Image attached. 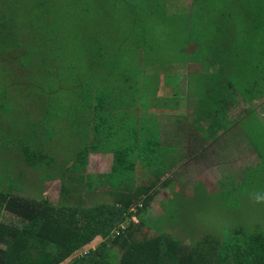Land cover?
Masks as SVG:
<instances>
[{"label":"trees","instance_id":"16d2710c","mask_svg":"<svg viewBox=\"0 0 264 264\" xmlns=\"http://www.w3.org/2000/svg\"><path fill=\"white\" fill-rule=\"evenodd\" d=\"M173 1L0 0V75L15 74V80L18 79L8 87V93L14 86L25 85L24 78L33 73V61L37 57H48L51 64L55 63L63 56H49L59 48L68 58L70 47L64 44V39L73 36L62 28L68 24L63 19L69 12L75 13L80 53L78 110L69 117L78 118V128L84 123L81 118H86L89 113L98 117L97 125L107 122L108 131L111 130L119 145V148L109 150L114 152L112 173L122 171L133 175L139 144L137 138L131 137L137 131L140 114L146 113L148 95L157 91L155 79L159 74L155 71L159 69L155 65L161 64L166 67L161 70L168 71L173 60L180 63L187 59L204 60L203 66L207 70L216 62L218 67L212 70L216 73L212 77L216 79L224 74L223 87L233 89L236 85L239 92L251 100L264 96L259 83L264 79V30L259 25L260 17L264 16V0H191L194 6L190 12L176 14ZM112 27L126 32L127 38L134 33L132 38L136 40H117L120 38L108 32ZM122 43L133 45L130 48L136 54L135 61L123 64L120 56L123 48L117 46ZM82 59L93 64L92 73L79 68ZM4 64L12 67L5 69ZM234 65L239 79L230 82ZM55 67L52 66V70ZM121 76L124 80L119 79ZM132 79L136 82L132 83ZM116 82L120 83L119 88L113 87ZM60 85L47 82L48 92L40 96L37 103L40 109L23 100L20 107L41 112L37 118L38 112L33 113L38 121H34L32 115L30 117L35 129L26 139L24 148L26 163L36 170L42 169L37 159L41 163L42 159L48 158L51 154L48 149L55 143L53 138L59 130H64L62 123L59 127L58 121H63L60 115L53 117L52 125L50 120L53 102L49 101L54 99L51 92ZM214 86L218 89L216 84ZM123 87L128 90L121 91ZM141 92L145 108L142 111L131 107ZM107 105L110 109L124 105L127 117L112 116L102 121ZM222 115H225V107L220 109ZM239 117L240 122L245 115ZM236 119L233 116V120ZM131 127H134V133L129 130ZM123 128L126 129L125 141L117 137ZM93 150H98L95 142L81 148L76 157L69 158L72 164L69 162L66 166V174L70 181L62 183L63 200L59 204L44 197L34 199L21 193L0 191V264H264L262 234H248L234 240L205 235L187 245L181 238L187 239L191 234L188 231L179 228L176 236L171 235L172 229L168 226L178 225L182 213H179L181 208L172 211L170 205L188 203L189 196L178 194L176 187L174 194H178L177 197H172L171 203L161 205L164 212L152 214L151 205L158 192L160 175L149 178L147 184L126 187L130 190L120 195H110L107 203L89 206L86 198L90 191H80L78 177H90L86 173ZM142 150L151 161L154 152ZM252 150L257 158V150L253 147ZM124 159L130 160V165L124 163ZM165 180L167 184H175L170 178ZM194 186L202 185L197 182ZM84 193L89 194L78 195ZM74 201L78 204L71 205ZM6 214L16 218L18 224L6 223L3 220ZM97 238L103 240L101 246L85 254L84 249Z\"/></svg>","mask_w":264,"mask_h":264},{"label":"rangeland","instance_id":"374dc122","mask_svg":"<svg viewBox=\"0 0 264 264\" xmlns=\"http://www.w3.org/2000/svg\"><path fill=\"white\" fill-rule=\"evenodd\" d=\"M172 4L175 11L174 14L185 13V11L190 12L194 6L191 0H175ZM260 18L261 22L259 25L264 30V16ZM63 20L68 22V24H64L67 27L62 28L64 31L72 33L73 36H71L72 38L66 36L64 39V44L66 43L70 47L67 54L68 58L64 57L62 50L59 48L53 56H49V58L56 55L63 56L55 63L51 64L48 57H37L33 61V73L29 78H24L23 82H25V85L14 86L9 93L8 87H12V82L18 80H15L17 76L7 73L0 75V191H10L15 194L21 193L20 195L34 199H42L44 197L50 199L53 204H59L63 200L61 198L62 183L70 181L69 176L66 174V166L69 162L72 164L69 160L71 156L74 155L76 157L81 148L92 142L96 143L99 151L104 152L101 154L107 153L108 150L119 148L116 139L111 135V130L102 131V124H100L99 134H90V131L97 125L98 117L88 120L87 115L86 118L83 116L81 121L84 123L80 128H78V118L72 119L69 117L75 110H78V59L80 58V53L78 35L76 34L78 32L77 15L69 12ZM108 32L120 38L117 40H136L132 38L135 37L134 33L130 34L132 37L127 38L126 32L116 27H112ZM107 34L109 35V33ZM117 46H122L123 48L122 51L119 50L123 64L131 63L137 59L135 52L130 48L133 45L122 43ZM109 61L113 63L112 59H109ZM52 66L56 67L52 70ZM92 66L93 64L91 63L90 65L85 59L79 62V68L83 69L84 72L88 69L92 73ZM155 66L159 70L166 68L161 64ZM9 67L12 66L4 64L5 69ZM181 69L183 70V68ZM7 75L10 76L8 79ZM242 77L244 76H240V78ZM211 78L210 81L214 77ZM119 79H123L122 76ZM233 79L232 77L229 81L233 82ZM237 79H239V76H237ZM48 81L61 84L51 92L54 99L49 101L53 102L50 120L52 125L54 123L53 117L60 115L63 121H58L59 127L61 126L60 123H62L64 130H59L57 136L53 138L55 141L54 146L48 149L51 156L49 155L48 158L42 159L41 163L40 159H37V163L41 164L42 169L36 170L26 163L27 157L24 148L27 142L26 139L35 129L32 127L33 122L30 117L31 115L33 117L34 112H38L37 118L40 111L31 110L29 107L27 109L24 106L20 107L23 105V101L26 104L29 101L40 109L37 103H39L40 96L48 92L45 87ZM135 82L136 80L132 79V83ZM259 83L262 91H264V79ZM26 85L30 86L26 87ZM235 86H232L235 89L233 91L237 90L238 92L239 89ZM103 87L107 89V87ZM113 87L119 88L120 83L116 82ZM134 87L135 85L132 88ZM192 88L197 92L203 89L200 85ZM121 90L123 91L124 89L122 88ZM46 99L48 101L49 98ZM152 99H155V95H153ZM253 103L255 104L253 111H249L247 114L248 104L246 103L247 105L238 107V110L233 113L238 119L225 123V127L230 124L228 131L233 136L229 143L226 144L224 152L220 151L219 156L211 159L208 165L201 167L203 179L199 183L202 186H194L189 189L188 193H181L189 196V202H182L180 205L169 204L172 211L181 208L179 213H182L178 225L168 226L172 229L171 235L176 236L179 233V228L191 233L187 236V239L182 236L181 240H184L182 243L185 245L201 239L205 235H212L219 240H234L253 233L264 235V96L261 99L257 97L253 100ZM26 104L24 103V105ZM105 110L102 121L107 118L108 112L111 111L110 106L107 105ZM239 115L247 116L240 121L242 125L239 124L240 122L235 124L240 119ZM124 118L122 117V119ZM33 120L38 121L39 119L36 120L33 117ZM110 121L112 122L111 118ZM43 130L45 133V127ZM129 130L133 132L134 127ZM202 134H205V132H202ZM195 141L199 143L202 140L198 138ZM223 141L221 139L218 142L222 145ZM206 143L210 145L209 142ZM252 147L257 150V158ZM189 148L196 149L191 146ZM105 156H107V159L112 160V154ZM190 156L193 155L190 154ZM88 162V172H98L97 161L89 158ZM170 162L174 164L175 158L172 157ZM198 178L199 176L196 173L192 175L193 182L197 181ZM106 179L110 180L111 184L109 187H112L114 191L95 195L103 197H108L115 193L120 195L122 191L118 190L132 187L136 183L139 185L143 183L144 177L137 174V170L134 171L133 175L122 171L102 177L94 174L87 179L78 177V187L81 192L82 190L89 191L92 187H95L96 189H94L93 193H97L96 191H101L100 186L106 183ZM87 194L89 193L78 195ZM171 195L174 199L177 197L176 194ZM179 197L181 198L182 196L180 195ZM77 204L78 202L74 201L71 205ZM154 205L153 211L158 213L160 207L155 203ZM160 211L164 212L162 206ZM166 219L171 222L167 216ZM3 220L6 223L18 224V220L8 214L4 215ZM135 221H138L137 217H135ZM100 244L101 240L98 239L94 242L92 248L84 251L85 254H88L90 249H97Z\"/></svg>","mask_w":264,"mask_h":264},{"label":"crops","instance_id":"0c3cea01","mask_svg":"<svg viewBox=\"0 0 264 264\" xmlns=\"http://www.w3.org/2000/svg\"><path fill=\"white\" fill-rule=\"evenodd\" d=\"M202 61L204 60L193 61L192 59H187L185 63H180L173 60L169 64L170 69L168 71H155L156 74H159L155 79L158 87L157 91L155 94L148 95L150 98H148L149 103L145 107L147 108L146 113L142 114L136 133H134L135 131L132 132L135 137L132 136L131 139L137 138L139 144L137 160H134L137 174L144 177L143 183L145 184L149 182V178H154L156 175L161 176V182L156 187L158 192L151 205V213L154 215H159L162 212L160 210L163 202H170L172 199L171 194L176 192V187L179 189L177 193H188L189 189H192L197 181L200 182L203 179L201 167L208 165L211 159L219 156L220 151L224 152L226 150V144L229 143L233 135L228 131L230 124L227 127L224 125L226 122L229 123L233 120V113L238 110V107L248 104V111H250V108L255 106L253 100L256 98L251 100L242 92H237V90L234 92V88L227 89L226 86L223 87L226 79L224 74L210 81L211 77L216 74L212 70H215L218 65L213 62L206 70ZM167 72L171 74L168 75ZM233 78L237 79L235 65L233 66ZM215 84L218 89L214 88ZM198 85L203 88L200 92L192 88ZM125 90L128 89L126 88L123 91ZM215 91L216 94L214 95ZM153 95H155V99H152ZM142 99L143 93L141 92L136 104L131 107H137L141 111L145 109ZM226 101L228 102L226 103ZM119 106L113 108L112 105L113 109L108 112L107 117H125L127 115L125 106ZM224 107L225 115L220 116V109H224ZM88 117L93 120L96 116H92L89 113ZM237 123H239V120L235 124ZM101 128L104 130L108 129V123L106 122ZM99 131L100 124L96 125L90 131V134H98ZM202 132H205V134H202ZM119 134L117 133V137L125 141L126 129L123 128ZM201 135L205 137L202 138ZM198 138L202 141L196 143L197 141L195 140H198ZM221 139L224 140L222 145L218 142ZM206 142H209L210 145ZM190 146L196 149H190ZM142 148L148 149L150 153L154 152L151 161L147 160ZM101 153L104 152L93 150L90 153L89 158L97 161L98 172H88L87 167L86 175L93 176L96 174L102 177L113 174L114 152L108 150L105 154ZM108 154H112V160L106 158L107 156L105 155ZM190 154L193 156H190ZM172 157L175 158L174 166L170 162ZM123 161L127 165L131 163L130 160L124 159ZM194 173L199 176L195 182L192 179ZM166 178L173 180L176 186L172 182L167 184ZM105 182L104 185L100 186L101 191H96L97 193L93 194L96 188L92 187L89 190L91 195L86 198L89 206L107 203L110 200V196L95 195L114 191L112 187H109L111 184L110 180L106 179ZM129 190V188H124L118 191L124 193ZM154 203L160 207L158 213L153 211ZM98 239L101 240V243L103 242L101 238H97L94 242ZM94 242L86 247L84 251L92 248ZM97 249H90L89 252Z\"/></svg>","mask_w":264,"mask_h":264}]
</instances>
